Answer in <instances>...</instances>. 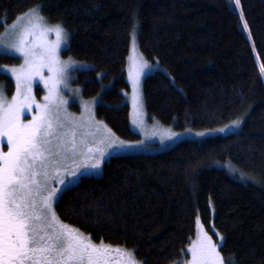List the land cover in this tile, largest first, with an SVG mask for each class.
<instances>
[{
  "label": "trees",
  "instance_id": "1",
  "mask_svg": "<svg viewBox=\"0 0 264 264\" xmlns=\"http://www.w3.org/2000/svg\"><path fill=\"white\" fill-rule=\"evenodd\" d=\"M37 5L69 34L61 55L80 65L72 84L97 98L95 117L116 137L139 138L125 99L131 39L160 67L141 84L150 121L201 131L241 118L223 135L108 157L100 175L59 194V220L95 243L134 249L142 264H174L188 258L199 216L222 234L231 264H264V0L239 9L233 0H0V33ZM19 63L0 54V65ZM0 83L11 96L12 79L0 73Z\"/></svg>",
  "mask_w": 264,
  "mask_h": 264
},
{
  "label": "snow or ice",
  "instance_id": "2",
  "mask_svg": "<svg viewBox=\"0 0 264 264\" xmlns=\"http://www.w3.org/2000/svg\"><path fill=\"white\" fill-rule=\"evenodd\" d=\"M233 2L239 9L240 0ZM40 11L41 6H33L8 26L11 34L8 30L0 33V54L11 52L22 58L19 65L0 66L15 81L10 100L0 85V138L7 142V151L0 149V264H142L134 249L114 247L103 240L94 243L90 236L61 222L53 210V201L63 186L84 168L99 169L100 157L108 149H129L143 141L120 140L106 126L104 139L95 143L89 140L96 135L92 126L98 131L102 122L94 121L86 102L81 104L79 117L68 113L64 107L67 99L61 95V86H68L67 76L75 64L70 59L62 60L58 51L69 34L60 23L48 24ZM241 21L247 31L243 14ZM49 33L55 35L54 40L48 39ZM126 67L131 101L138 115L142 107L141 73L155 65H149L133 46ZM45 69L47 76L43 74ZM34 78L44 85L40 101L32 94ZM33 105L32 118L21 120L22 110L32 112ZM240 124L241 118H237L218 129L198 131L195 136L225 132ZM77 129L83 135L78 137ZM176 135L165 131L161 139ZM215 235L214 241L197 216L196 236L187 245L188 258L183 264H231L220 250L224 237L219 232Z\"/></svg>",
  "mask_w": 264,
  "mask_h": 264
},
{
  "label": "rangeland",
  "instance_id": "3",
  "mask_svg": "<svg viewBox=\"0 0 264 264\" xmlns=\"http://www.w3.org/2000/svg\"><path fill=\"white\" fill-rule=\"evenodd\" d=\"M21 22L22 21H18V23H21ZM12 24H13V22L10 23L9 25H7L5 27V29L2 31V33H5L6 30H8L9 34H11V31H10L8 26H10ZM48 39L49 40H54L55 39V35L53 33H49L48 34ZM135 42H133L132 39L130 40V47H129L128 56L130 55V48H132L133 46L135 47V50L138 52V49H137V46H136ZM66 46H67V43L63 44L61 49L58 50L60 58L62 60H69L70 59L71 61H74L70 57H63L61 55V51L63 49H65ZM8 55H14L16 57H19L18 54L11 53V52H9ZM21 61H22V58H20V63H21ZM127 64H128V58H127L126 66H127ZM148 64L149 65H155V67L145 68L144 71L141 73V76H140V89H139L141 97H142L141 84H142V81H143L144 77L160 68L158 63H156V62H148ZM0 66H4V65H0ZM6 66L11 67L9 65H6ZM79 66L80 65L75 62L73 69L71 71H69L68 76H67V85L68 86L67 87L61 86V95H63L67 99V103L64 105V107L67 109L68 113L74 114L76 117H79L80 114H81V104H82V102H86L91 108L90 116L94 119V121L100 122L95 117V114H94V107H95V104L97 102V98L84 99L82 97V95H81V91H79V93L76 92V89L78 87L72 84L71 73L75 69L79 68ZM125 70H126V80H127L128 84H129V87H130L128 94H126V96H125L126 102H127L128 106H129L130 127L135 133H137L139 135V138L134 140V141H143V143H141L139 145H136L135 147L129 148V149H108L106 154L103 157H100L101 166H100L99 169H92V168H84V169H82L81 173L78 174L77 177L70 184H67V185L63 186V189L61 190V192L64 189H66L67 187L75 184L81 176H89V175L97 176V175H100V173L102 171L103 163L107 160L108 157H110L112 155H116V154H152V153H157V152L164 151V150L170 148L171 146H173L174 144H176V143H178L180 141L193 140V139H202V138L208 137V136L223 135V134L227 133V132H218L217 131V132H211L208 135L203 136V137H197V136H195V133L198 132V131L191 130V129H185V130L176 131V130H173L172 128H170V127L163 126V125H161L160 123H158L156 121H150L148 119L146 111L144 109L143 100H142V107L139 109V114L137 115V111L133 108L132 101H131L132 87H131V84L129 83V80H128L127 67L125 68ZM0 73H4V74L8 75L12 79L11 73H8V72L4 71L3 69H0ZM43 74L45 76L48 75L47 69L44 70ZM12 81H13V84H14V91H15V81L13 79H12ZM0 85H2V83H0ZM12 94H11V96H12ZM32 94H33V96L36 97L37 101H40V98L45 94L44 85L39 82L38 78H34V80H33V83H32ZM37 94H38V96H37ZM4 96L7 99H9V100L11 99V96H6L5 92H4ZM34 110H35V105L32 106V112H29L27 109L22 110L20 119L21 120H30L32 118V114H33ZM134 119L137 121V123H133ZM103 126H105V125L102 123V126L100 127V129L98 131L96 130L95 125L92 126V131H95L96 135H95L94 139H93L92 136H89V140L90 141L95 143V141L102 140V139L105 138L106 133L104 132ZM215 129H218V128H215ZM165 131L174 132V133H177V135L173 136L171 138L165 137L162 140L161 139V135ZM201 131H204V130H201ZM81 135H83V131L80 130V129H77V136L79 137ZM2 140H5V139L0 138V141H2ZM120 140H122V139H120ZM2 150L6 151L7 148H3L2 147ZM69 167H71V164H69ZM53 186H55V185L53 184ZM55 201H53V205H54ZM203 227H204V225H203ZM204 229L206 230L205 227H204ZM211 230L213 232V235H215V231H214V229L212 227H211ZM209 235H211V234L209 233ZM213 235H211V236L213 237ZM195 236H196V232H195ZM194 239H195V237H194ZM213 240L215 241L214 237H213ZM175 264H183V262L177 261V262H175Z\"/></svg>",
  "mask_w": 264,
  "mask_h": 264
},
{
  "label": "flooded vegetation",
  "instance_id": "4",
  "mask_svg": "<svg viewBox=\"0 0 264 264\" xmlns=\"http://www.w3.org/2000/svg\"><path fill=\"white\" fill-rule=\"evenodd\" d=\"M2 147L3 148H7V142H6V140H2V141H0V149H2ZM7 151V150H6Z\"/></svg>",
  "mask_w": 264,
  "mask_h": 264
}]
</instances>
